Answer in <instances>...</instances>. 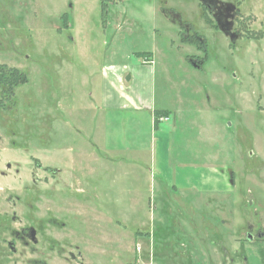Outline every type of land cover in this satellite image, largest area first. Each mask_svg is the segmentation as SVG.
I'll list each match as a JSON object with an SVG mask.
<instances>
[{
	"label": "rangeland",
	"instance_id": "obj_1",
	"mask_svg": "<svg viewBox=\"0 0 264 264\" xmlns=\"http://www.w3.org/2000/svg\"><path fill=\"white\" fill-rule=\"evenodd\" d=\"M176 2L198 14L199 0ZM159 4L0 0V63L27 76L0 91V264H207L210 240L264 263V25L232 50L218 33L225 49L198 69ZM149 51L170 120L117 111L101 129L102 70Z\"/></svg>",
	"mask_w": 264,
	"mask_h": 264
},
{
	"label": "flooded vegetation",
	"instance_id": "obj_2",
	"mask_svg": "<svg viewBox=\"0 0 264 264\" xmlns=\"http://www.w3.org/2000/svg\"><path fill=\"white\" fill-rule=\"evenodd\" d=\"M109 1L125 2V0ZM158 1L161 14L174 25L173 29L168 28L172 39L171 45L174 44V37H178L180 44H177L176 47L185 48L188 51L186 62L200 69L210 65L211 54L217 55L216 50L225 49L217 37L218 33L228 40L229 44L225 45L227 50H232L237 41L261 34L264 25V14L260 16L256 11L264 9V0H199L200 8L195 18L185 15L183 6L178 2L173 5L170 0ZM61 18H67V13H64ZM229 53L232 55V52ZM215 62L219 66L222 64L226 66L228 59L223 62L215 60ZM2 65L6 64L0 63V66ZM16 88L12 94L4 92L6 98L14 96ZM31 228L34 227L22 228L21 232L16 233L17 237L28 243V240H31ZM35 235L37 237L36 229ZM37 242L38 239L34 243ZM9 246L14 248V242H9ZM69 255L73 259L76 257L73 252H70ZM78 255H80L79 251Z\"/></svg>",
	"mask_w": 264,
	"mask_h": 264
},
{
	"label": "crops",
	"instance_id": "obj_3",
	"mask_svg": "<svg viewBox=\"0 0 264 264\" xmlns=\"http://www.w3.org/2000/svg\"><path fill=\"white\" fill-rule=\"evenodd\" d=\"M173 42L175 44L176 39H174ZM149 52H151L152 54V60L150 61L147 59V57L143 56V61L140 63H134L132 65H123L119 69L114 68V66L108 65V68L102 70V77L100 81L101 94L98 100H94V104L97 107L96 110L99 118H104L103 127H101V129H103L104 127L109 128L111 126V120L117 111L131 114L132 117L139 118L140 122L135 120V122H137V125H142V119L145 117L147 119L149 129L150 125L154 126L153 128H156L159 122V120L155 119V117H157L155 114L156 111H168L169 113H167V116L169 117L168 120H170L172 110L162 107L158 108V105L155 102V69L153 66L155 61V54L152 51ZM135 150H138L139 152L144 149L136 147ZM217 195L219 197L224 194L219 191ZM193 227L196 231H198V228L195 224ZM215 230H218V227L214 224H211L209 226L207 234H210ZM261 236H264V233H262ZM248 238L252 239L250 237ZM235 240L240 241L241 238H235ZM210 242H213L214 246H216L217 248L213 249L214 253L207 259V264H238V262L239 264H243L244 262L245 264H248L247 258L244 260L243 258L241 260L238 258H234L233 254L226 250L227 246L225 245L224 240L223 242H221V240H210ZM181 246L185 247L186 245L182 244ZM221 249L223 250V253ZM181 253H183V255L185 256L187 252L182 251ZM180 259L181 258L176 256L164 258L160 257L154 263H181Z\"/></svg>",
	"mask_w": 264,
	"mask_h": 264
},
{
	"label": "trees",
	"instance_id": "obj_4",
	"mask_svg": "<svg viewBox=\"0 0 264 264\" xmlns=\"http://www.w3.org/2000/svg\"><path fill=\"white\" fill-rule=\"evenodd\" d=\"M151 52H146L143 54L144 57L150 61L152 60ZM27 82V76L23 71H20L14 67H8L7 65L0 66V86H3L2 89L0 88L1 92L5 93H13L15 88L22 83ZM168 111H156V116L159 117L161 115H167Z\"/></svg>",
	"mask_w": 264,
	"mask_h": 264
},
{
	"label": "water",
	"instance_id": "obj_5",
	"mask_svg": "<svg viewBox=\"0 0 264 264\" xmlns=\"http://www.w3.org/2000/svg\"><path fill=\"white\" fill-rule=\"evenodd\" d=\"M31 230V240L32 241H34V242H36L37 241V237H36V235H35V229L34 228H31L30 229ZM80 253V252H79ZM81 254V253H80Z\"/></svg>",
	"mask_w": 264,
	"mask_h": 264
},
{
	"label": "built area",
	"instance_id": "obj_6",
	"mask_svg": "<svg viewBox=\"0 0 264 264\" xmlns=\"http://www.w3.org/2000/svg\"><path fill=\"white\" fill-rule=\"evenodd\" d=\"M155 119L159 121H164V120H168L169 117L167 115H161L159 117H155Z\"/></svg>",
	"mask_w": 264,
	"mask_h": 264
}]
</instances>
